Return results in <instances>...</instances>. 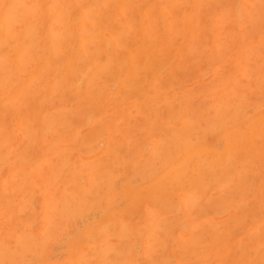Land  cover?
Listing matches in <instances>:
<instances>
[{
  "label": "rangeland",
  "instance_id": "obj_1",
  "mask_svg": "<svg viewBox=\"0 0 264 264\" xmlns=\"http://www.w3.org/2000/svg\"><path fill=\"white\" fill-rule=\"evenodd\" d=\"M0 264H264V0H0Z\"/></svg>",
  "mask_w": 264,
  "mask_h": 264
}]
</instances>
